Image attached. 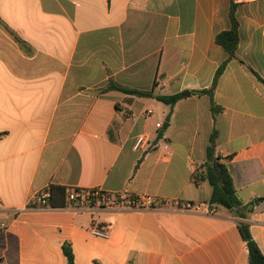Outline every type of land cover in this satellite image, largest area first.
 I'll list each match as a JSON object with an SVG mask.
<instances>
[{"label": "crops", "instance_id": "0c3cea01", "mask_svg": "<svg viewBox=\"0 0 264 264\" xmlns=\"http://www.w3.org/2000/svg\"><path fill=\"white\" fill-rule=\"evenodd\" d=\"M235 2L240 41L228 61L216 37L231 28L232 0H0V264H67L65 243L76 264H250L240 222L264 254V200L247 219L164 203L210 201L194 174L214 130L243 205L264 198V0ZM227 61L216 114L207 94L171 107L104 90L202 91ZM53 185L164 202L29 208Z\"/></svg>", "mask_w": 264, "mask_h": 264}, {"label": "trees", "instance_id": "16d2710c", "mask_svg": "<svg viewBox=\"0 0 264 264\" xmlns=\"http://www.w3.org/2000/svg\"><path fill=\"white\" fill-rule=\"evenodd\" d=\"M236 10L237 4L235 0H232L230 9L231 28L229 30L220 32L216 37L217 43L220 44L228 52V61L236 57V52L239 47L240 41L239 24L236 19ZM16 41L23 48L25 47V44L22 40L16 37ZM228 61L223 63L218 68L211 88L202 91H184L170 96L155 95L153 91L130 89L114 82H110L104 90H117L129 95H135L139 97H155L159 101L171 107L175 106L180 100L192 94H207L210 96L212 101L211 108L214 114H216L221 110V107L218 106L214 101V92L218 85L219 78L225 70ZM217 136L218 133L216 130H214L210 138V145L208 147V161L204 165V168L198 170V173L196 175V183L197 185H199L202 182L207 181L210 184V186L212 187V194L209 202L217 204L225 209L235 210L239 218L247 219L246 213H251L254 210L252 208L253 203L244 206L243 202L240 201V199L237 197V191L234 185L233 177L230 173L227 163L223 162V158L215 156ZM262 200H264V198H262ZM48 205L51 208L67 207L66 188L55 185L51 186V194L48 199ZM239 229L243 239L247 242L250 264H264V254L251 233L250 224L248 222H240ZM63 252L66 256L67 264H76L75 254L70 243H65L63 245ZM95 264L98 263L95 262Z\"/></svg>", "mask_w": 264, "mask_h": 264}, {"label": "built area", "instance_id": "2783aa9c", "mask_svg": "<svg viewBox=\"0 0 264 264\" xmlns=\"http://www.w3.org/2000/svg\"><path fill=\"white\" fill-rule=\"evenodd\" d=\"M161 127V124H158ZM146 142L145 137H139L136 142V147L141 148ZM198 170L195 171L194 179L196 181V175ZM51 194V187L45 188L41 192L35 194L29 200V208H47L48 199ZM164 201L154 198L140 199L135 196H127L120 198L110 193L102 191L98 188L81 189V188H66V203L67 207L83 210L86 208L90 209H143V208H154L158 204H162ZM166 205H175L179 209L183 208L186 210H196L203 212L208 215L217 214L219 205L211 202L201 203H182L180 200L165 201ZM91 231L95 236L101 238H109L110 232L107 228L102 227L98 224H92Z\"/></svg>", "mask_w": 264, "mask_h": 264}, {"label": "water", "instance_id": "95a60500", "mask_svg": "<svg viewBox=\"0 0 264 264\" xmlns=\"http://www.w3.org/2000/svg\"><path fill=\"white\" fill-rule=\"evenodd\" d=\"M237 197L240 199V201H243V199L239 196V194H237ZM261 201H262V199H255L252 208H254L256 205H258Z\"/></svg>", "mask_w": 264, "mask_h": 264}]
</instances>
